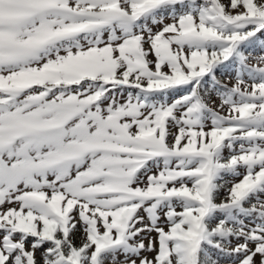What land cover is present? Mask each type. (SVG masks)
<instances>
[{"label": "snow or ice", "instance_id": "snow-or-ice-1", "mask_svg": "<svg viewBox=\"0 0 264 264\" xmlns=\"http://www.w3.org/2000/svg\"><path fill=\"white\" fill-rule=\"evenodd\" d=\"M0 264H264V0H0Z\"/></svg>", "mask_w": 264, "mask_h": 264}]
</instances>
